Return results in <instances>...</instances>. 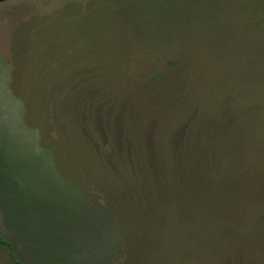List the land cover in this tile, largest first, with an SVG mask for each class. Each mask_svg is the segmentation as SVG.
<instances>
[{
  "label": "rangeland",
  "instance_id": "1",
  "mask_svg": "<svg viewBox=\"0 0 264 264\" xmlns=\"http://www.w3.org/2000/svg\"><path fill=\"white\" fill-rule=\"evenodd\" d=\"M169 61L191 68L193 88L183 100L174 90L184 83L180 67L150 79ZM220 72L236 81L234 88L244 78H264V0L0 2V235L16 258L23 264H264V211L258 213L264 193L257 211L236 216L245 221L241 235L205 213L252 200L234 194L240 187H175L178 180L157 178V161L172 158L170 146L185 134L197 102L219 89ZM113 93L120 106L136 107L150 121L146 163L133 165L124 154L125 126L140 120L125 124L117 111L100 113ZM261 107H235V140L219 152L223 160L232 153L231 174L243 182L264 162L255 142L238 150L237 127L252 120L264 135ZM147 174L155 179L151 187L142 186ZM194 200L203 205H186ZM198 222L218 239L192 252L191 224ZM249 234H258L253 243L240 241ZM0 264H15L2 245Z\"/></svg>",
  "mask_w": 264,
  "mask_h": 264
},
{
  "label": "trees",
  "instance_id": "2",
  "mask_svg": "<svg viewBox=\"0 0 264 264\" xmlns=\"http://www.w3.org/2000/svg\"><path fill=\"white\" fill-rule=\"evenodd\" d=\"M2 1L5 0H0V2ZM175 62L176 61H169L167 63H162V67L152 74L150 79H154L157 75L162 77V75L168 70L174 69L175 67H180L184 76V83L182 86L174 90L175 92L181 90L179 97H181L183 100V98L189 96L190 90L193 88V80L191 77L192 71L191 68L187 66L189 64L183 61H177L178 63ZM223 74V72L218 74L219 78H221L218 84L219 89H215V91L212 90L213 92L211 95L207 94L206 96L209 95L207 98L197 102L198 106L194 109V112L186 121V126L184 127L185 134L182 136V138H180L176 148H174V146H170L171 150H169L171 153L174 150L172 158H169L168 162L166 160L164 162H161L160 160L157 161L159 167L157 178L160 180V184L167 180V184H169L171 181V183L174 185L178 180V183L175 187H187L186 184L188 182L191 183V187H232V189L233 187H240L233 190L234 194L236 193L239 196L238 198L252 196L253 199L248 200L245 198V200L243 199L242 201H235L234 207H219L217 213L213 210H207L205 213L214 217V219H219L220 221L218 223L215 222L214 225H219L222 230H234L236 232H240L239 234H241L243 233V229L245 227V221L237 218L236 216L239 215L238 217H240L241 215L242 217H245L242 214L243 211L255 212L257 211L258 206H260V204H258V200L260 198V194L264 193V169L254 172L255 174L251 175L253 178H250L249 182H247V179V181L245 180L243 182L238 179L239 176H233L231 174V170L227 163L228 160H226V158L232 153L230 152L229 154L228 152L225 160H223L224 158L221 156V154H219V152L222 148L225 149L228 147L232 139L235 140L234 136H230V129L232 127L231 125L233 124L232 119L235 117L234 111L236 106L238 108L246 102L253 106H263L261 108L264 109V78H244L242 86L240 83H238L234 88L232 83L235 85L236 81L229 79ZM236 77H238V75H236L235 78ZM92 80V86L95 87L96 84L94 81L97 79L92 78ZM115 81V79H110L108 84L114 83ZM162 82L163 79L157 83L160 88L162 87ZM100 84L103 85V81L99 83V86H101ZM101 88L103 87L101 86ZM86 91L87 90L81 87V92L79 95L85 96ZM98 98V95L95 97L93 96L92 101L99 104L100 98ZM118 101V95L116 96L114 94V97L110 95V97H108L107 107L105 109L102 108L100 113L102 111L101 115H103L105 113L109 114L112 111H117L121 114L122 120L124 121L125 119V124L127 121L136 122L137 120H140V123L137 126H131L129 128L125 126L126 133L124 144H126V147L124 154L127 159L132 161L133 165L139 163L140 161L142 163H146L144 160V148L147 140L145 134L150 121L141 111H138L136 107H122L118 104ZM159 104L164 105L162 102H159ZM179 104L180 102H177V106ZM166 105H169V103ZM173 105L165 109L170 110L172 109ZM93 112L95 113V111ZM245 112L247 119H249V116L253 114V110H251L249 113L247 111ZM245 112H243V114H245ZM90 116H92V112L90 113ZM102 119L103 124L105 122L109 124L110 120H105V118ZM90 122L92 121L90 120ZM136 127L138 129H136ZM83 128L87 127L83 126ZM88 132L90 133L93 131L89 130ZM237 140V147L240 152L243 149H246V145L255 142L257 148L259 149L258 156H260V162H264V135L254 126L252 120H246L244 124L237 127ZM240 144L242 145L240 146ZM184 154L185 156H183ZM239 156L240 155L237 157ZM209 167H211V169H209ZM136 171L137 169L132 167L130 176L132 177L133 175H136ZM151 181L154 182L155 179L151 180L150 175L147 174L143 181L145 184L142 186L151 187L149 185L152 183ZM118 187L120 186L118 185ZM245 188H250V190H244ZM195 199H197V197ZM236 199L237 198H235V200ZM190 204H197L199 206L203 205L195 200L191 203H187L186 205ZM258 211V213H260V211H264V209ZM218 214H220L221 217ZM211 222L214 223L213 221ZM184 225L185 224L183 223L181 224V226ZM177 227L178 226H176V228ZM205 228V225L201 222L191 224V241L194 244L192 247V252H195L197 249H201V246L204 244L203 242L205 240H207L208 243L210 241L215 242L216 239H218L214 236L215 234H208L209 232ZM257 235L258 234H249L247 235V239L246 237L241 236L240 241L247 243L249 240H253V243ZM0 245L8 249L10 257L15 264H23L14 255L12 244L2 238L1 235Z\"/></svg>",
  "mask_w": 264,
  "mask_h": 264
}]
</instances>
